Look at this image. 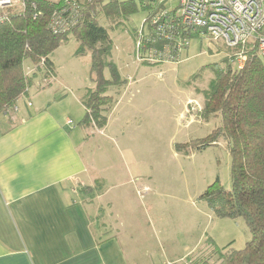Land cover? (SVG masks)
Here are the masks:
<instances>
[{"label": "rangeland", "instance_id": "374dc122", "mask_svg": "<svg viewBox=\"0 0 264 264\" xmlns=\"http://www.w3.org/2000/svg\"><path fill=\"white\" fill-rule=\"evenodd\" d=\"M135 3L136 10L124 23L111 25L99 19L108 29L111 59L129 84L117 105L120 121L105 133L79 125L78 118L70 115L75 126L82 128L84 142L79 145L80 151L98 169L99 177L102 176V186L107 189L105 198L112 209L122 219L133 217L140 224L144 222L139 232L188 235L191 244L201 236L198 245L211 238L219 247L240 249L250 238L244 220L217 217L200 198L216 180L217 185L230 188L227 142L219 139L198 150L178 148L205 138L219 125L218 115H202L200 92L207 88L213 76L204 66L214 62L223 64V58H228L230 65L236 67L234 49L206 36H188L178 62L140 61L136 59L134 43L148 12L139 0ZM77 45L69 35L50 54L55 78L44 85L55 100L67 102L66 97L70 98L72 93L79 96L84 87L92 86L90 56L76 55ZM260 58L264 64V57ZM135 62L144 65L137 67ZM22 64L26 73H32L35 68L28 58ZM103 72L109 77L107 68ZM34 85L28 92L30 99L35 92ZM23 102L20 100L18 107ZM67 105L74 109L76 103L68 101ZM202 254L195 252L185 261L200 264L197 261L208 252ZM209 264H214L212 259Z\"/></svg>", "mask_w": 264, "mask_h": 264}, {"label": "crops", "instance_id": "0c3cea01", "mask_svg": "<svg viewBox=\"0 0 264 264\" xmlns=\"http://www.w3.org/2000/svg\"><path fill=\"white\" fill-rule=\"evenodd\" d=\"M41 77L34 74L32 86L37 84L31 99L29 88L16 101V110L13 106L0 113V264L186 262L202 247L201 236L191 244L188 235L139 232L144 222L133 217L123 220L105 198L107 189H83L102 179L80 151L82 128L70 117L80 120L84 111L80 98L86 87L81 95L66 97L75 101L73 109L68 101L55 100ZM128 84L97 133L120 121L117 105ZM20 100L24 105L18 107Z\"/></svg>", "mask_w": 264, "mask_h": 264}, {"label": "trees", "instance_id": "16d2710c", "mask_svg": "<svg viewBox=\"0 0 264 264\" xmlns=\"http://www.w3.org/2000/svg\"><path fill=\"white\" fill-rule=\"evenodd\" d=\"M36 3L38 15L29 10L16 12L0 23V113L27 94L35 73L42 75L44 83L53 76L50 54L71 35L78 43L75 54H89L93 74L92 86L86 87L80 98L84 111L78 124L103 128L127 79L120 75L111 59L108 29L99 19L111 25L124 23L137 8L135 0H91L84 4L78 22L65 33H53L48 28L56 5L43 0ZM139 3L149 10L142 0ZM245 54L241 67H232L228 58H223V64L204 66L213 76L200 92L202 115H218L220 123L205 138L178 147L189 151L205 148L219 139L227 142L230 188L217 185L216 180L200 198L217 217L242 218L250 232L249 240L240 249L219 247L207 238L197 251L208 252L197 261L200 264H209L211 259L214 264H264V64L254 46H247ZM26 58L35 67L32 73L23 68ZM105 68L109 77L104 75ZM102 185L101 180H96L93 186L83 189L97 192Z\"/></svg>", "mask_w": 264, "mask_h": 264}, {"label": "built area", "instance_id": "2783aa9c", "mask_svg": "<svg viewBox=\"0 0 264 264\" xmlns=\"http://www.w3.org/2000/svg\"><path fill=\"white\" fill-rule=\"evenodd\" d=\"M37 1L0 0V23L16 12L29 10L32 15H38ZM43 1L56 5L48 22L49 30L65 33L78 22L84 4L91 0ZM142 1L149 5V10L143 27L136 32L134 43L135 56L140 61L150 64L178 62L180 50L188 43L189 33L206 36L234 49L236 67L243 65L245 49L249 45L264 57V0ZM171 3L176 5L171 7ZM66 122L72 124L69 119Z\"/></svg>", "mask_w": 264, "mask_h": 264}]
</instances>
